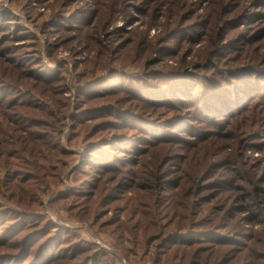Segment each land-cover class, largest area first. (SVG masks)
Wrapping results in <instances>:
<instances>
[{
    "label": "rangeland",
    "instance_id": "obj_1",
    "mask_svg": "<svg viewBox=\"0 0 264 264\" xmlns=\"http://www.w3.org/2000/svg\"><path fill=\"white\" fill-rule=\"evenodd\" d=\"M0 103V264H264V0H0Z\"/></svg>",
    "mask_w": 264,
    "mask_h": 264
},
{
    "label": "trees",
    "instance_id": "obj_2",
    "mask_svg": "<svg viewBox=\"0 0 264 264\" xmlns=\"http://www.w3.org/2000/svg\"><path fill=\"white\" fill-rule=\"evenodd\" d=\"M6 108L5 105L3 103H0V114H2L3 116H7V117H12L13 115H11V113L6 114L4 113L5 110H11L12 108H16V107H21V105L19 103H9L6 104ZM10 106V107H9ZM48 109L52 110V107H49ZM32 112H36L35 109L33 108H26L25 109V114H32ZM37 114L38 118H36V120L38 121V124L36 127H45L47 129L48 123L50 120H53L55 122V119L52 118V114L48 113V112H40V113H35ZM25 119H27L26 116H24ZM28 121V119H27ZM15 123L19 126L20 129H18V137L15 138L14 140H12V143L10 142L9 145L12 146L11 148H13L15 150V152L18 154V158L21 161L24 162H30L31 160H33L32 163H29V170L33 171V172H25L22 170H19V172L15 173L14 175H9L7 176L6 180H3L2 183L5 186V188L9 191L13 192H17L20 193L23 189H27L30 194L34 192V190H32L30 187H25V185L28 183L29 178H33L34 179V183H30L32 186H39V184L41 183V179L44 177H40L39 175H33L34 172H36V170L42 166L40 165L38 160H41V156H43L47 161L51 162V161H58L61 157V155H64L65 153L63 152V147H61L59 145V141L57 139L60 140L61 142V137L58 135L60 133H58V131L62 132L63 127L62 128H57L54 127L51 130L47 129L48 133L50 134V138H42V137H37L34 134V131H24L23 130V124L21 122L15 121ZM0 124H1V119H0ZM7 143V138L6 135L4 134V132L0 133V159L2 158H6L7 162L9 160V157H7V154L10 152V148L4 146V144ZM41 145L44 147H47L49 150H51V152H47L44 151L43 148H41ZM14 170V169H13ZM26 176H29L26 178ZM82 195L83 194V190L80 191ZM16 198L18 200H21V196L20 195H16ZM27 205H29L28 208H30V203L26 202ZM52 248V245H51ZM51 252L47 251L46 255L47 257L50 256ZM79 255V254H78ZM75 259L69 258L67 261H63L60 264H82V262L80 261H76V263H74Z\"/></svg>",
    "mask_w": 264,
    "mask_h": 264
}]
</instances>
